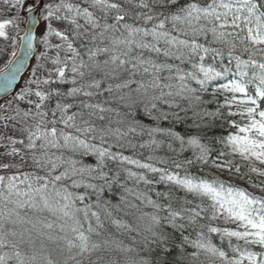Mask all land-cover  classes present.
<instances>
[{
    "label": "snow or ice",
    "instance_id": "6c2138e0",
    "mask_svg": "<svg viewBox=\"0 0 264 264\" xmlns=\"http://www.w3.org/2000/svg\"><path fill=\"white\" fill-rule=\"evenodd\" d=\"M0 2V264H264V0Z\"/></svg>",
    "mask_w": 264,
    "mask_h": 264
},
{
    "label": "trees",
    "instance_id": "16d2710c",
    "mask_svg": "<svg viewBox=\"0 0 264 264\" xmlns=\"http://www.w3.org/2000/svg\"><path fill=\"white\" fill-rule=\"evenodd\" d=\"M4 5L2 4V2H0V9L3 7ZM22 14V13H21ZM2 56L4 57L5 56V58H11L10 57V49H8V50H6L5 52H3L2 53ZM4 62L5 61H1V57H0V67H3V64H4ZM64 87H68V86H64ZM221 101H222V98H221ZM214 105H212V106H210V108L211 109H214ZM146 123L148 122L147 120L145 121ZM219 123V122H218ZM226 127V126H225ZM179 131H182V129H178ZM214 132H215V134L216 135H221V134H226V128H216L215 130H214ZM185 155H191V153L190 152H188V153H185ZM237 162H240L239 160L237 161ZM193 171L195 172V169H193ZM221 179H225V180H228L229 179V177H228V175H227V173H225L223 176H221ZM254 179H255V177H254ZM231 181H236V182H240V183H242V184H244V185H247V186H250V185H248V184H246V183H244L243 181H241V180H231ZM161 190H162V186H161ZM195 237V234H193V238ZM214 243H219V240H218V238L217 239H214Z\"/></svg>",
    "mask_w": 264,
    "mask_h": 264
},
{
    "label": "rangeland",
    "instance_id": "374dc122",
    "mask_svg": "<svg viewBox=\"0 0 264 264\" xmlns=\"http://www.w3.org/2000/svg\"><path fill=\"white\" fill-rule=\"evenodd\" d=\"M4 6L0 9V19H4V18H8V16L10 15V13H6L3 11ZM42 39V37H41ZM6 42L0 40V48H4ZM43 51V46L40 45V52ZM40 55V54H39ZM0 57H1V61H5V56H2V53H0ZM38 67V60L36 59V62L34 64V66L32 67V69L30 70L28 76L24 79V81L21 84V89L24 88L25 86H27V81L32 79V72L34 69H37ZM18 93V92H17ZM4 151V149L2 147H0V152ZM5 159H8L7 157H5Z\"/></svg>",
    "mask_w": 264,
    "mask_h": 264
},
{
    "label": "water",
    "instance_id": "95a60500",
    "mask_svg": "<svg viewBox=\"0 0 264 264\" xmlns=\"http://www.w3.org/2000/svg\"><path fill=\"white\" fill-rule=\"evenodd\" d=\"M38 27V26H37ZM38 53V52H37ZM37 53L34 54V57L32 59H29L22 72L17 76L16 78V83L13 85V87L9 90V92L6 94L8 97L11 96L13 93H15L17 91V89L19 88L20 86V83H21V80L22 78L25 76V74L27 73L28 69L30 68V65H31V62L33 61V59L35 58V56L37 55ZM4 96L5 94H0V103L2 101H4Z\"/></svg>",
    "mask_w": 264,
    "mask_h": 264
},
{
    "label": "bare ground",
    "instance_id": "6f19581e",
    "mask_svg": "<svg viewBox=\"0 0 264 264\" xmlns=\"http://www.w3.org/2000/svg\"><path fill=\"white\" fill-rule=\"evenodd\" d=\"M226 128V127H225Z\"/></svg>",
    "mask_w": 264,
    "mask_h": 264
}]
</instances>
